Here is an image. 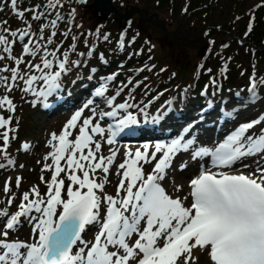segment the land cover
Returning a JSON list of instances; mask_svg holds the SVG:
<instances>
[{
  "label": "snow or ice",
  "instance_id": "obj_1",
  "mask_svg": "<svg viewBox=\"0 0 264 264\" xmlns=\"http://www.w3.org/2000/svg\"><path fill=\"white\" fill-rule=\"evenodd\" d=\"M78 3L85 4L86 0H78ZM17 4L18 0H10L13 14L21 19L26 12L33 13L32 21H41L44 17V13H37L36 7L19 10ZM45 7L62 8L63 2L48 0ZM69 17L67 22L71 25L75 9L69 12ZM64 19L57 11L54 19L40 25L38 31L43 44L33 39L31 23L23 30L3 27L7 35L0 34V52L5 54L0 55V60L13 61V66L0 67V73L11 74L10 77L0 76V84L7 92L20 81V91L32 95L33 106L39 103L51 108L62 102L66 88L63 77L86 66L87 57L95 54V46H89L85 40L87 52H79L78 58L71 60L69 53L77 52L76 35L71 36L73 43L59 56L60 45L56 49L47 47L57 35L58 22ZM6 24L7 21L0 22V25ZM101 27L95 29L98 37ZM252 27L250 19L245 35ZM49 29L45 38L43 33ZM70 31L71 27L62 35L67 37ZM124 37L125 33L121 32L118 41L121 49L125 47ZM108 39V34L104 33L103 40ZM18 42L21 54L16 56L13 46ZM99 60L101 64L108 63L103 53L99 54ZM20 65L25 67L20 68ZM97 73L95 66L86 77L77 73V77L92 82L88 97L64 123L59 134L52 132L47 140L51 150L43 157L45 163L41 171L51 175L47 180L43 175L40 177V182L46 185V193L41 195L34 185L20 197L17 211L11 213L7 207L0 210V264H264V127L259 132L250 131L264 122V113L249 122L239 123L212 146L201 143L198 131L193 130L215 106L218 89L213 88L209 97L210 86L216 85V80L210 79L201 92L206 102L196 119L167 140L144 142L135 148L125 146L122 162L114 165L118 149L109 147V154L105 156L101 154L102 142L112 146L122 134L134 136L143 131V126L158 127L170 115L174 102L165 101L152 113L149 107L157 97L137 104L131 92L125 94L133 84L131 78L126 83H117L119 71L99 76ZM76 83L74 79L73 86ZM261 87H264V78H257L253 73L247 89L241 90L248 95L235 93L236 99L241 101L238 107L246 108L264 99L259 92ZM122 94L124 98L117 102ZM220 103L225 109L222 119L230 122L238 113L228 110L224 100ZM15 109L8 95L0 96V110L14 113ZM13 118L0 114L3 142L0 168L15 163L7 153L10 139L16 138L10 136L15 131L9 127ZM30 147L28 143L21 145L26 151ZM180 153H188L192 161L207 159L210 166L201 164L198 174L189 181L188 193L174 198L162 182ZM249 157L260 158L254 169L245 162ZM49 160L51 163H47ZM113 166L119 178L115 195L104 191L106 183H110L108 175ZM186 167L187 162L178 165L181 171ZM20 182L21 178L17 177V187ZM173 186L176 192L182 191V185L174 182ZM3 191L10 192L8 182ZM14 199L9 196L7 204L12 205ZM25 224L30 226L29 239L10 240V232L16 233ZM89 228L98 230L93 232L92 238L85 239Z\"/></svg>",
  "mask_w": 264,
  "mask_h": 264
},
{
  "label": "rangeland",
  "instance_id": "obj_2",
  "mask_svg": "<svg viewBox=\"0 0 264 264\" xmlns=\"http://www.w3.org/2000/svg\"><path fill=\"white\" fill-rule=\"evenodd\" d=\"M94 1L96 0H86L85 4H80L78 0H64V2L62 0V9H59V7L49 9L45 7L47 4L46 0H18L17 7L19 10L36 7L37 13H44V17H42L41 21H32V12H26L25 17L21 19L13 14L10 7V0H0V9H2L0 10V22L7 21L6 25H0V34L7 35V33L2 31L3 27H8L11 30H23L28 23H31V31L35 33L33 39L43 44L44 41L40 40L41 33L38 31L40 25L47 24L50 20L54 19L57 11L61 14L65 13V19L59 21L57 24V28L55 29L57 35L53 37V43L47 47L49 49H54L60 40H63L65 44L61 46L60 52L62 51V47H65L64 50H66L73 43L71 36L76 35L77 52L69 53L71 54L70 59L75 60L78 58L79 52H87L88 49L85 46V40H87L89 46H95L94 56L87 57V59H94L92 63L96 62L95 65L98 68L97 76L119 71L120 75L117 77V83H126L128 79L131 78L133 84L125 90V94L131 92L135 96L134 102L143 104L147 103V101L151 100L153 97H157L150 105L149 111L151 107H155L160 103L165 104V101L172 100L174 102L173 111L178 112L179 108L181 109L184 103L181 102L182 99H185V101L186 98L193 99L191 91H189V86L200 87L203 84H209L208 82L210 79H215L216 83L221 85L228 81L234 83L235 88H227L222 94L221 100L228 102L236 97L235 93L237 92H241V96L248 95L246 91L241 90L247 89L249 86V77L253 73L256 74L257 78H264V53L260 52L259 54L251 56L250 52L252 53L254 50L252 44L247 45V49H249L250 52L243 49L242 36L237 34L236 31H231L242 23V21H236L237 23L235 20L233 21L234 15L237 14L238 11V4L242 5V7L239 8V13H241L246 9H250L257 0H220L217 4L212 3L211 6H207L209 10L206 12H203L205 10L203 6L209 0H201L200 6L197 7L195 5L200 3L199 0L196 1V3L195 0H166L165 4L158 6V0H113L112 6L118 14L122 15L129 10L134 11V13L119 21H115L112 14L104 20L98 18L92 11V4ZM72 9H75V19L72 21V24L69 25L67 21L70 17L67 15H69ZM136 12H139L142 17ZM187 13L190 15L188 16ZM144 18L149 21H145ZM201 19L212 20L214 29L208 30L209 34L207 38L203 37L200 39L198 34L200 31L199 29L205 24ZM153 21L159 22L158 25H162L165 33L179 32L183 37H180L178 34L174 35L175 37L173 38L165 36L162 34L163 32L152 23ZM129 22L131 23L129 24ZM75 25H81V27L77 28ZM98 26H102L100 28L99 37L94 34ZM70 27L71 31L68 36L65 37L62 35V33ZM50 30L51 29L46 30L43 33L45 38H47ZM121 32L125 33V47L123 49L118 46ZM104 33H107L109 36L107 41L103 40ZM193 34H195V37L192 40L184 37ZM133 37H135V41L132 45H129L130 42L133 41ZM95 38H98L99 41L92 40ZM10 39L14 38L10 37ZM100 41H104V43ZM224 44H227L228 47H222ZM13 47V55L19 56L21 54V44L18 42ZM100 53H103L104 57L107 59V64L100 63ZM136 53H139V55H136ZM0 55L5 54L0 52ZM57 55L59 56L60 54ZM149 57H151V59H149ZM26 59L32 58L27 57ZM34 62L39 61L34 60ZM90 64L91 62L87 63V66ZM6 65L13 66V61L7 58L0 60V67ZM121 65L123 67H121ZM201 65H203V67H200ZM145 66L152 70L148 71ZM19 67L24 68L25 66L20 65ZM142 68L145 70L139 71V69ZM79 69L80 68L77 70ZM161 69H164V71H161ZM207 69H211L212 71L208 72ZM88 72L89 70L84 71L83 75L81 73L80 76L86 77ZM10 75V72L0 73V76L10 77ZM82 81L85 83L87 82L85 79H82ZM87 83L89 85L88 91L90 92L92 82ZM16 84L18 86L14 87L11 92H7L3 85L0 84V96L8 95L16 106L14 113L0 110V114H3L5 117L9 115L14 117L9 127L15 129V131L10 133V135H18L19 139L16 148H14L15 144L10 139L9 147L12 150L10 152L7 151L8 155L15 161L14 165L0 168V210L7 207L11 213L18 210L17 206L20 203V197L25 191H29L32 186H37L41 195L46 193V185L40 182V177L43 175L47 180L50 179L51 175L50 172L42 173L41 171L45 163L43 157L51 150L47 146V140L49 139L50 133L56 132L59 134L64 123L85 100L84 96H87L85 94L79 97L74 103H71V99L67 100L63 107L59 110H52L49 115H47L41 112V104L37 103L36 106H33L31 103L33 100L31 94H24L20 91L22 82L17 81ZM76 86L77 84L71 89L74 93H78L79 91ZM212 90L213 89L209 88V97L212 95ZM259 92L264 95V87L259 88ZM125 94H122V96L117 99V102H120ZM214 103L218 104L217 100H214ZM240 104L241 101H238L237 105L239 106ZM190 105L193 104L190 103ZM237 105L231 109L229 108V110L241 112L235 119L237 121H242L241 123L249 122L251 119L257 118L260 114L264 113V99H259L257 103H250L244 109ZM194 109L190 115L191 117L195 116L194 119H196L198 115H196L197 112H195ZM132 111L135 112L134 109H132ZM219 111V113L222 112L221 110ZM85 115H88V113L85 112ZM17 122H19L18 125L16 124ZM212 123H214L215 126L218 125L217 120ZM181 125L183 128L187 124L181 123ZM219 126L220 125H218V127ZM221 126L223 125L221 124ZM261 127H264V122L250 131L259 132ZM220 135H218V137H220ZM212 136V134L210 135L209 132H206V136L204 137L207 138H199V140L201 143L207 145L211 143L210 141L213 139ZM97 138L99 139V137ZM2 143V140H0V145H2ZM23 143H28L31 146L30 150L22 151L21 145ZM125 146L126 145L120 146L117 144L109 146L102 142L101 154L107 156L109 154V147L118 149L119 152H117V158L114 162V165H118L122 162L120 154L122 155V149H124ZM259 159V157H249L246 158L245 162L249 163L254 169L256 167V161ZM37 161H40V163H37ZM0 162L3 161L1 160ZM182 162H187V170H179L178 165ZM47 163H51V161L49 160ZM190 163L189 157H186L182 161L175 157L167 179L162 182L167 192L171 190L169 194L174 196V198L180 196L179 192L173 189L174 180L175 184L179 185L181 181L187 182L184 193L181 195L183 197L186 195L189 178L192 177V174L189 173L194 171L195 173L198 172L202 161H199L196 166H191ZM61 164L63 165L64 161H62ZM21 165H23V167H21ZM146 168L149 171L151 170L149 169L150 166H146ZM115 172V166L110 168V173L108 175L110 183H106L104 189L106 193L111 195H115L116 185L119 182V178L115 175ZM63 175L62 173L61 176ZM98 175L101 177L103 176L99 170ZM17 177L21 178L19 187L16 186ZM6 182H8L10 186V192L8 194H5L3 191ZM9 196L15 197L12 205L7 204ZM31 198L30 196V199ZM0 228H2V224H0ZM86 234L84 235L85 239L92 238L91 235ZM29 237L30 226L27 224L20 227L16 233L13 234L10 232L9 234L10 240L17 238L20 240H28Z\"/></svg>",
  "mask_w": 264,
  "mask_h": 264
},
{
  "label": "trees",
  "instance_id": "obj_3",
  "mask_svg": "<svg viewBox=\"0 0 264 264\" xmlns=\"http://www.w3.org/2000/svg\"><path fill=\"white\" fill-rule=\"evenodd\" d=\"M219 1H218V3H219ZM261 2H262V0H259V3H261ZM165 3H166V0H158L157 6L165 4ZM195 6L197 7V5H195ZM204 9L205 10L204 11L202 10V11L206 12L209 10V7L205 6ZM247 17L249 18V20L250 19L252 20V26L253 27H252L251 32H249L247 35H244L243 41H245L249 44H252L254 47L261 49V51L264 52V6L261 8L258 7L257 9H254L253 12H248ZM201 21L203 23H205L203 26L213 25V22L210 19H205V20L201 19ZM243 29H244V24L243 23L239 24V26H237V32L236 33L238 34V32H241ZM224 85H230V82L229 81L225 82V83H223V87H224ZM191 94H194V98L197 97L196 92L192 91Z\"/></svg>",
  "mask_w": 264,
  "mask_h": 264
},
{
  "label": "water",
  "instance_id": "obj_4",
  "mask_svg": "<svg viewBox=\"0 0 264 264\" xmlns=\"http://www.w3.org/2000/svg\"><path fill=\"white\" fill-rule=\"evenodd\" d=\"M112 1L113 0H96L92 6L93 12L101 19H105L110 13L113 12L116 20L125 18L130 14V12H126L124 15H118L116 11L110 6ZM103 12L105 14H103Z\"/></svg>",
  "mask_w": 264,
  "mask_h": 264
},
{
  "label": "bare ground",
  "instance_id": "obj_5",
  "mask_svg": "<svg viewBox=\"0 0 264 264\" xmlns=\"http://www.w3.org/2000/svg\"><path fill=\"white\" fill-rule=\"evenodd\" d=\"M174 98V97H173ZM180 100V99H179ZM185 100V99H184ZM187 100V99H186ZM177 101V100H176ZM68 103V102H67ZM157 105V104H156ZM195 110V109H194ZM217 126V125H216ZM119 152V151H118ZM120 152H121V150H120ZM123 153H122V155L120 154V159H122L123 160ZM178 159V158H177ZM121 161V160H120ZM196 166V165H195ZM198 166H199V164H198ZM191 169V168H190ZM148 170V169H147ZM187 170V169H186ZM190 174V173H189ZM186 177V176H185ZM113 181H114V179H113ZM118 181V180H117ZM174 182H175V180H174ZM178 183V182H177ZM179 183H181L180 185H182V191H180L179 192V194H180V197H182L181 195H182V193H184V188H185V186H186V181H181V182H179ZM169 187V186H168ZM173 189H174V187H173ZM171 191V190H170ZM169 191V192H170ZM168 192V193H169ZM174 192V191H173ZM171 193V192H170ZM173 194V193H172ZM174 195V194H173ZM174 197V196H173ZM88 234V233H87Z\"/></svg>",
  "mask_w": 264,
  "mask_h": 264
}]
</instances>
